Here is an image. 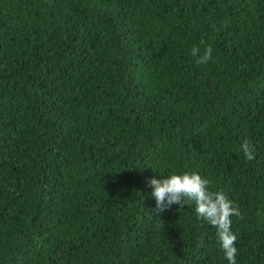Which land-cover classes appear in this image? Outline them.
<instances>
[{"label": "trees", "instance_id": "16d2710c", "mask_svg": "<svg viewBox=\"0 0 264 264\" xmlns=\"http://www.w3.org/2000/svg\"><path fill=\"white\" fill-rule=\"evenodd\" d=\"M193 171L264 264V0H0V264H228L194 202L150 214Z\"/></svg>", "mask_w": 264, "mask_h": 264}, {"label": "clouds", "instance_id": "9594fccd", "mask_svg": "<svg viewBox=\"0 0 264 264\" xmlns=\"http://www.w3.org/2000/svg\"><path fill=\"white\" fill-rule=\"evenodd\" d=\"M200 46L191 48V55L197 64H207L213 60V49L201 41ZM247 161L255 159L253 145L244 140L240 145ZM147 184L152 191L155 207L150 209V214L160 217L172 205L183 207L191 201L195 204V213L199 219L207 222L215 229L216 237L228 264H236L237 248L235 247L236 235L231 231L232 217L242 219V213L237 205L221 190L212 191L210 181L202 178L197 172L171 173L161 179L149 178Z\"/></svg>", "mask_w": 264, "mask_h": 264}]
</instances>
